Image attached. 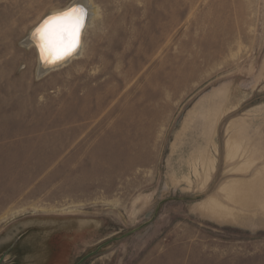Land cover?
I'll use <instances>...</instances> for the list:
<instances>
[{"label": "rangeland", "instance_id": "rangeland-1", "mask_svg": "<svg viewBox=\"0 0 264 264\" xmlns=\"http://www.w3.org/2000/svg\"><path fill=\"white\" fill-rule=\"evenodd\" d=\"M74 1L0 0V258L20 237L13 264H264V0H92L83 55L40 76L23 41Z\"/></svg>", "mask_w": 264, "mask_h": 264}, {"label": "bare ground", "instance_id": "bare-ground-1", "mask_svg": "<svg viewBox=\"0 0 264 264\" xmlns=\"http://www.w3.org/2000/svg\"><path fill=\"white\" fill-rule=\"evenodd\" d=\"M75 5H82L88 10L87 19L84 25V30L81 35V41L80 45L78 43L79 50H74L70 55L65 56L63 59L56 61L55 63H50L45 61L40 54L39 50V38L37 36L36 30L46 21L41 23V21L45 17H51L55 16L58 13H61ZM95 15L94 5L92 3V0H75L71 4L67 5L64 8L52 10L49 13H47L41 20L31 29L30 33L28 34L27 38L23 41L24 46L26 47H34L37 54H38V60H39V66H38V74L40 76L46 74L48 71H50L53 68H58L66 65L67 63L73 61L74 59H77L81 57L84 53V35L87 29H89V26L91 25ZM41 23V24H40ZM40 24V25H39ZM39 25V26H38ZM38 26V27H37ZM146 123H151L150 120H147ZM213 149L209 152L208 156L202 157L198 159L196 163H193V171L195 174L199 173V165L202 168V183L203 185L207 184L212 176L213 171L216 169L217 165V154H218V146L217 142L213 141ZM215 151V154L212 152ZM241 152V153H240ZM240 155L243 157V162L235 165L231 170L232 171H246L249 169L252 165V157H249V148L243 146L242 142L238 138L229 137L226 141V160H234L236 158H239ZM252 185V184H251ZM250 184L246 183L245 181L241 180H234L227 185L223 187V191L225 193V196L228 200L239 204L242 207H247L251 203V192L252 187ZM203 208L212 212L218 217H223L226 219H236L237 212L233 207H229L228 205L222 203L221 201L217 200L214 197H210L207 201L203 202L202 204ZM36 239L32 240L33 244L37 241ZM29 257V255H27ZM36 255H30V258L27 259L28 264H32L33 260L38 261L42 260L40 257L34 259ZM32 261H31V260ZM34 263V264H36Z\"/></svg>", "mask_w": 264, "mask_h": 264}, {"label": "snow or ice", "instance_id": "snow-or-ice-1", "mask_svg": "<svg viewBox=\"0 0 264 264\" xmlns=\"http://www.w3.org/2000/svg\"><path fill=\"white\" fill-rule=\"evenodd\" d=\"M87 14L84 6L75 5L47 18L36 30L40 54L45 61L55 63L75 50Z\"/></svg>", "mask_w": 264, "mask_h": 264}, {"label": "water", "instance_id": "water-1", "mask_svg": "<svg viewBox=\"0 0 264 264\" xmlns=\"http://www.w3.org/2000/svg\"><path fill=\"white\" fill-rule=\"evenodd\" d=\"M47 18H48V17H45V18L41 21V23H43ZM86 19H87V16H86V18H85L83 24H85ZM41 23H40V24H41ZM40 24H39V25H40ZM39 25H38V26H39ZM38 26H37V27H38ZM83 30H84V25H83V27H82V29H81V32H80V35H79V45H80L81 35H82ZM79 45L75 48V50H79V47H80ZM92 254H93V253H91V254L85 256V257L82 258L77 264H82V263L85 261V259H86L87 257H89L90 255H92ZM7 257H9V254L6 252L5 255H3V256L0 258V264H7V261H6V260H7Z\"/></svg>", "mask_w": 264, "mask_h": 264}, {"label": "crops", "instance_id": "crops-1", "mask_svg": "<svg viewBox=\"0 0 264 264\" xmlns=\"http://www.w3.org/2000/svg\"><path fill=\"white\" fill-rule=\"evenodd\" d=\"M19 240H21L20 237H18V239H17L12 245H10L9 249L7 250V253L10 252V251H11V253H12L13 251L16 252V251L18 250V247H17L16 245H17V242H18ZM11 256H12V254L9 255V257H10L9 264H13V263H14V262H11Z\"/></svg>", "mask_w": 264, "mask_h": 264}]
</instances>
